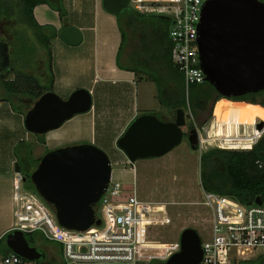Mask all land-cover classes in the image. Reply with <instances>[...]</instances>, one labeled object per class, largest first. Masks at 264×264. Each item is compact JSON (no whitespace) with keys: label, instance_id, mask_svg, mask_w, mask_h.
I'll use <instances>...</instances> for the list:
<instances>
[{"label":"rangeland","instance_id":"rangeland-1","mask_svg":"<svg viewBox=\"0 0 264 264\" xmlns=\"http://www.w3.org/2000/svg\"><path fill=\"white\" fill-rule=\"evenodd\" d=\"M65 2L70 5L79 3V6L86 10H90L94 3L98 4L102 11L100 17L101 31H105L108 35V46L111 48L113 43L117 42V39H122L121 33L124 31L128 36L124 51L130 52L129 54H132L131 56L133 57L134 52L141 54L143 51L142 53H145L149 60L148 65H143L138 63L139 56L133 64L138 67L142 65L141 67L144 70L147 68L153 75L164 77V66L168 62L167 50L168 48L171 49V21L169 18L161 14H137L136 16H131L129 12L130 8H125L120 13H112L102 6V0H62L63 5H65ZM34 13L37 20L42 24H48L45 21L53 20L56 22L58 28L61 25L67 24L68 21L73 22L77 20L75 19L77 12L73 11L71 16L63 17L57 6L52 3L37 5ZM105 17H109L110 19L115 18L116 20L114 22L111 20L107 21ZM20 28L24 29L15 16L0 19V166L6 160H10L13 157V151L15 153L18 147L20 155L14 156L21 166V172L25 176L27 171L30 172L37 165L38 157L47 149L52 150L75 143H94L109 155L113 166V178L121 179L123 182L125 180L124 185L131 188L135 185L138 194L143 199L167 203L173 221L170 224L154 227L151 233L152 238L162 241H173L179 238L181 231L188 226L195 227L199 231L201 238H207L208 234L205 229L208 226L207 219L210 211L200 204L202 200L200 178L201 155L197 148L191 147L187 132L190 128L196 127L194 124L200 126V123L204 124L210 120H214L216 116L222 120L235 116V110L230 105L243 106V109H245L239 114V117H236L238 121H253L256 116L264 119V103L261 102L264 99V90L261 94H258L257 98L259 101L257 103L222 96L214 103L212 102L213 105L210 113L209 109L203 110L198 115H195L193 112V119L187 116V124L184 127L185 135L181 143L165 155L159 157L140 158L134 162H130L126 153L118 147L117 139L122 134V131L120 134L118 132L125 127L126 123L124 113L117 111V107L121 106L120 108H125L126 106L120 101L115 102L113 104V111L111 110V114L108 113L112 117L103 116V114L96 116L85 114L88 118H94L96 122L93 131L91 129L89 131L84 126L82 135H78L77 131L73 129V123L76 122L73 121L72 117L67 119L60 127L48 131L45 135V140L41 141L38 138V134L28 131L24 124L25 111L34 104L33 97L19 93L12 94V101L3 99L7 95V91L2 87L1 80L14 78L18 68L38 76L45 87L51 84V73L47 65V51L42 46H39L38 54L30 55L31 62L26 66H23V63L17 60L16 51L19 44L17 36L20 33L18 35L16 32ZM27 34L34 39L32 31H27ZM152 43L154 45L158 44L161 47V54L166 51V62L158 63L157 58L151 59L152 51L150 52L149 44ZM60 45L61 49H56L59 60H65L74 54L83 55L88 52L87 46L81 48L79 45H70L66 42H61ZM122 60L126 62L125 59ZM127 61L130 62V59H127ZM63 65L65 64L61 63L62 67ZM140 74L143 76L137 75L136 77L146 80L134 85L133 89L135 95H137L136 97L140 99V102H143L142 106L148 108L141 111L156 114L162 119L173 120L176 116V111L161 105L156 95V83L147 80L148 77L144 76L143 73ZM71 80L73 81V77ZM54 90L66 98L73 91V85L72 87L68 85V87L65 86L63 89L55 88ZM132 110L133 112H126V114L130 115L137 113V111L141 114L140 109ZM85 115L75 116L77 117L76 119H83ZM19 138H22V140ZM29 148L31 149V154L27 153ZM27 160H29L31 166L24 165ZM132 166L136 168L135 183L131 169ZM23 184L26 189H29L26 187V182ZM14 185L15 181L10 182L9 179L5 180L0 177V234L8 219H14L11 205L9 204L11 194L14 192ZM27 234L35 246L45 249L48 253L45 260L38 259L40 264H94L67 262L59 251L60 243L56 240L45 238L39 229L27 232ZM2 236L0 235V246L5 248L7 244L6 238L1 239ZM161 246H164V244L155 245V247ZM240 261L242 260L235 258L230 262L221 264H239ZM158 262L160 261L154 260L151 264H157Z\"/></svg>","mask_w":264,"mask_h":264},{"label":"water","instance_id":"water-1","mask_svg":"<svg viewBox=\"0 0 264 264\" xmlns=\"http://www.w3.org/2000/svg\"><path fill=\"white\" fill-rule=\"evenodd\" d=\"M61 5V0H50ZM130 0H102L103 7L120 13ZM170 19L169 16L161 14ZM59 35L70 45L83 39L82 30L67 24ZM201 67L206 80L223 96H240L264 90V2L260 0H207L199 23ZM93 96L86 87H77L66 98L55 90L43 92L26 111L24 124L28 131L45 134L60 127L76 114L89 111ZM187 124L180 107L173 120L145 112L137 115L117 139V145L131 162L140 158L159 157L181 143ZM263 122L259 123V127ZM188 139L197 148L196 127ZM15 171H21L15 162ZM113 166L106 151L94 143H75L49 150L31 173L37 192L52 204L60 224L72 229H87L96 218L95 204L100 200L112 177ZM26 181L27 176L23 177ZM262 203L260 196L256 197ZM181 249L172 254L167 264H199L203 257L201 235L192 226L180 234ZM6 243L14 252L29 260L44 253L32 245L26 232L9 229Z\"/></svg>","mask_w":264,"mask_h":264},{"label":"built area","instance_id":"built-area-1","mask_svg":"<svg viewBox=\"0 0 264 264\" xmlns=\"http://www.w3.org/2000/svg\"><path fill=\"white\" fill-rule=\"evenodd\" d=\"M206 1H129V6L140 13L170 17L171 59L184 74L187 96L191 85L206 80L198 42L199 23ZM184 110L186 119L187 116L193 119L189 102ZM261 122L263 126L259 127ZM194 125L200 155L212 147L252 149L264 136V119L260 116L253 121H238L235 116L222 120L216 116L200 126ZM131 169L135 175V166ZM14 181L15 221L10 229L41 230L47 239L60 243L61 254L69 263L151 264L154 260H167L181 249L180 237L173 241L151 237L154 227L173 221L167 203L143 199L135 185L133 188L125 186L121 179L112 176L96 203V218L101 222L83 230L60 224L55 210L37 192L25 188L21 171H15ZM200 204L210 212L205 229L207 238H201L203 257L199 264H221L235 258L245 260L264 255V201L258 203L255 199L245 203L234 195L206 190L202 186ZM0 264L39 263L13 250L6 252L0 246Z\"/></svg>","mask_w":264,"mask_h":264},{"label":"trees","instance_id":"trees-1","mask_svg":"<svg viewBox=\"0 0 264 264\" xmlns=\"http://www.w3.org/2000/svg\"><path fill=\"white\" fill-rule=\"evenodd\" d=\"M42 3H52L57 6L61 15L65 14V7L62 0L60 6L50 0H0V19L15 16L24 27V29L20 28L16 32L18 35L20 33L17 36L19 39L16 51L17 60L22 62L23 66H26L31 62L30 55L38 54L39 46H42L47 51V65L51 73V84L45 87L38 76L18 68L14 78L1 80L2 87L7 91V95L3 99L12 101V94L21 93L33 97L35 101L43 92L50 89L54 90L52 40L59 35L60 28L52 23L42 24L37 20L34 10L37 5ZM129 12L131 16H136L137 14H155L140 13L132 8H130ZM27 31L33 32L34 39L27 34ZM121 36L122 39L117 58L118 65L131 69L137 74L143 73L148 79L153 80L157 85V97L161 105L177 111L180 107L186 109L189 102L194 114L198 115L206 109H209L210 113L213 103L223 96L207 80L191 85L187 96L184 74L173 64L171 49L169 48L167 50L168 62L164 66L165 70H163L164 77L153 75L147 68L144 70L141 67L142 65L138 67L133 64L139 56L138 63L143 65L149 64L148 57L145 53H142L143 51L141 54L134 52V57L131 56L129 58L130 62L123 63L121 55L127 43L126 40L128 41V36L124 31L121 33ZM149 45L150 52L152 51L151 59L157 58L158 63L166 62V51L161 54V47L158 44L154 45L152 43ZM140 76L143 75L140 74ZM262 92L263 90L249 92L240 96L223 97L257 103L259 101L257 98L258 94ZM261 102L264 103V99ZM38 138L44 141L45 134H38ZM27 153L31 154L30 148L27 150ZM15 155H20L18 147L16 148ZM27 162V166H29V160ZM29 174L30 172L27 171L26 175ZM200 178L201 185L206 190L216 191L222 194H231L245 203L253 202L257 196H260L264 201V136L252 149L239 150L212 147L204 151L200 156ZM26 187L37 192L32 183H26ZM4 238H6V234L1 237V239ZM3 250L8 252L11 249L6 244ZM60 252L62 253L61 245ZM239 264H264V255L242 260Z\"/></svg>","mask_w":264,"mask_h":264},{"label":"crops","instance_id":"crops-1","mask_svg":"<svg viewBox=\"0 0 264 264\" xmlns=\"http://www.w3.org/2000/svg\"><path fill=\"white\" fill-rule=\"evenodd\" d=\"M68 4L65 2V14L63 17L71 16L73 11L77 12V17L75 18L77 20L73 22L68 21L67 24H74L82 30L83 39L79 44L76 45H79L81 48H85L87 46L88 52L83 55L74 54L65 60H59L56 49H61L60 44L61 42L64 43L65 41L61 39L60 35L52 40V71L54 75L53 88L63 89L65 86L68 87L69 85L72 87L73 85V90L77 87H86L90 90L93 96L92 108L87 112L76 114V116L85 114L96 116L103 114V116L107 115L112 117L109 114H111V110L113 111V104L117 101L122 102L124 105H126L125 108H120L121 106H119L117 107V111L124 113V117L126 118L124 119L126 120V123L125 127L118 132L120 134L121 131L123 132L126 126H128V124L133 120V118L139 114V111H137L138 114L132 113L130 115H127L126 112H133L132 109H140V113H143L141 110L148 109L147 107L142 106L143 102H140V99L136 97L137 95H135L133 89L134 85L146 79H140L136 77L137 75H140L135 71L120 67L118 65L117 58L121 39H117V42L113 43L111 48L108 46V35L105 31H101L100 17L102 11L98 4L94 3L90 10L82 9V7L79 6V3L73 5ZM108 18L109 17H105V20H111L113 22L116 20L115 18ZM45 22L52 23L57 26L56 22L53 20H48ZM62 26L63 25L59 26V28ZM129 53L127 51H123L121 60L125 59L126 62H128L127 59H129L132 55ZM124 54H126L125 57ZM126 62L123 61V63ZM61 63H64L65 65L62 67ZM72 77L73 81L71 80ZM230 106L235 110V117H239V114L245 110L243 109V106ZM76 116H73V121L76 122L73 123V129L77 131L78 135H82L84 126L89 131L90 129L93 131L94 124H96L94 118H88V116L86 117L85 115L83 119H76ZM47 133H45V135ZM19 139L22 140V138ZM14 155L15 153L13 151V157H11L10 160H6L4 164L0 166V177L4 178L5 180L9 179L10 182H14L15 176L16 158ZM134 177L136 178V173ZM124 182L126 181L124 180ZM9 204L11 205V210L14 215L13 194H11ZM14 221L15 216L14 219H8L2 228L3 230L0 235L6 234L14 224Z\"/></svg>","mask_w":264,"mask_h":264},{"label":"flooded vegetation","instance_id":"flooded-vegetation-1","mask_svg":"<svg viewBox=\"0 0 264 264\" xmlns=\"http://www.w3.org/2000/svg\"><path fill=\"white\" fill-rule=\"evenodd\" d=\"M103 6V5H102ZM128 8H131L130 6L128 7ZM65 25H67V24H65ZM64 26V25H63ZM211 110H212V108H211ZM185 130V129H184ZM49 150H51V149H47L45 152H43L39 157H38V163H37V165L30 171V174L29 175H26L27 176V179H26V181H24V182H26V183H32L33 185H34V183L32 182V180H31V173L34 171V169L38 166V164L40 163V160H41V158L49 151ZM28 156V155H27ZM28 161V160H27ZM25 162V166H27V164H28V162ZM29 165H30V163H29ZM31 166V165H30ZM23 174V173H22ZM23 177H24V175H23ZM24 180V179H23ZM34 187H35V185H34ZM36 188V187H35ZM38 193V192H37ZM39 194V193H38ZM39 196L50 206V207H54L52 204H50L49 202H47L40 194H39ZM97 206V204H95V207ZM54 209V208H53ZM26 235H27V238H28V240L30 241V243L32 244V245H34V243L32 242V240H31V238L29 237V235L27 234V232H26ZM38 249L39 250H41L45 255H44V257H42V258H40V259H46L47 258V256H48V253H47V251L45 250V249H43V248H39L38 247ZM60 251V250H59ZM160 262H158L157 264H167V262H166V260H159Z\"/></svg>","mask_w":264,"mask_h":264},{"label":"bare ground","instance_id":"bare-ground-1","mask_svg":"<svg viewBox=\"0 0 264 264\" xmlns=\"http://www.w3.org/2000/svg\"><path fill=\"white\" fill-rule=\"evenodd\" d=\"M185 127V126H184ZM184 127H183V129H184Z\"/></svg>","mask_w":264,"mask_h":264}]
</instances>
